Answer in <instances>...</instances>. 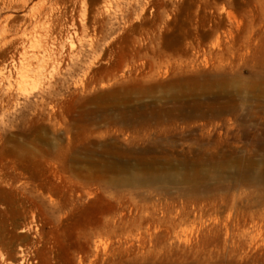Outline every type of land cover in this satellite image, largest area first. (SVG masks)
<instances>
[{
	"label": "rangeland",
	"instance_id": "374dc122",
	"mask_svg": "<svg viewBox=\"0 0 264 264\" xmlns=\"http://www.w3.org/2000/svg\"><path fill=\"white\" fill-rule=\"evenodd\" d=\"M75 17L101 29L84 28L74 54L68 35L50 32L39 76L0 75V264H264V184L237 183L234 166L200 180L217 207L189 205L182 224L186 197L121 181L160 172L165 153L192 173L185 159L204 121L264 168V0H86ZM229 98L243 101L235 113L188 120ZM158 120L178 128L162 136L174 147L143 134L160 132Z\"/></svg>",
	"mask_w": 264,
	"mask_h": 264
},
{
	"label": "bare ground",
	"instance_id": "6f19581e",
	"mask_svg": "<svg viewBox=\"0 0 264 264\" xmlns=\"http://www.w3.org/2000/svg\"><path fill=\"white\" fill-rule=\"evenodd\" d=\"M30 3L31 0H0V55L7 56L6 59L3 60L2 67L0 69V75L6 79L24 76L37 77L43 72V70L48 65L49 59L47 49L45 48L44 39L48 37V34L50 32L60 35H68L70 40L69 51L71 54H74L77 48V42H80L82 40L81 35L84 31V28H86L82 25L80 26L77 23V19L75 17L77 8L81 5H86V0H54L49 6L43 3L41 7H38V3H35L32 6L30 5ZM104 3H107V1H104ZM5 11H14V13L15 11H20L21 15L18 16L19 14L16 15L13 13L3 15ZM86 29H91V31H93L94 33L99 32V29H101V25L98 22L97 27L94 26V28H92V26H88ZM90 47L91 52L96 51L94 41L91 43ZM10 89L11 88L9 87L8 91ZM216 104L214 107H209L210 111L208 114L203 111L200 112V114H196L195 111V115L194 111H191L189 113L190 115L187 114L188 120L196 118L206 120L210 116L222 118V116L225 114L235 113L237 111V108L241 107V104L243 105V101L237 102L234 98H229L224 102H218V105ZM203 110H205V108ZM158 123H161L160 125H162V130L160 132H157L158 130L155 129H150L144 131L143 134L151 135L154 132L156 134L158 133L156 136L158 137L157 142L162 149V143H165V145L167 146H169V144L173 146L175 142H172L171 139L169 141V139H166V137L172 138V132L176 131L178 128L176 126H167V123L162 120H158ZM183 126L184 125H182V127ZM200 126V137L193 138L192 144L190 143L191 145H189L191 148L187 153L191 154V157L189 159H185V161L192 166V173H178L173 168V160H175L176 157L164 152L165 154L160 156H162L163 165L167 166L159 168L160 172L150 174L145 178L140 177L138 174H133L129 178L121 180L122 183L129 185H133L136 183L141 185H158L163 190L171 191L173 189L174 191L176 190V193L180 197H186V204L184 205L183 210L176 213V217H178V219L181 221V224L182 221L186 220L185 218H189L191 214V212L189 211V205H191V208L197 210L199 209V211L207 208L208 205H211L210 208L214 209L217 207L218 201L216 199L211 197L202 198L199 196L200 192L202 191L201 186L198 184L200 180L212 181L214 179H217L220 181V179L227 177V171L231 169L232 166H234L235 171L233 175L237 178V183H240L246 187L252 186L251 188H253V186L255 185L259 186V184H264V168L263 165H261L262 167L260 166L258 162L259 160L255 159L256 153L251 152L250 150H247L245 148H243L241 151L236 150L238 148L235 145L236 143L234 144L231 141V138H229V135H227V133L225 132L222 123H217L214 128H211L212 125H209L208 122L204 121ZM163 132L164 134H162ZM138 134L140 133L138 132ZM164 135L170 136L162 137ZM175 135L177 134L175 133ZM159 146H157L158 149ZM195 146H198L197 153L193 150ZM234 147H236V149ZM162 149H160V151L163 152ZM262 158L264 161V157ZM142 161H144L142 163L146 165L145 170L154 169V161L148 162L144 159ZM182 161L184 162V160ZM201 166H212L214 168V171H212L211 169L203 170L201 169ZM130 168H132V166H130ZM224 173L226 177L225 175H223ZM223 189L224 185L220 184L214 187L205 186L203 190L210 192L221 191ZM226 195L227 194L224 193L221 194L220 201L223 204L227 203L228 198L226 197ZM236 199H234L233 203L230 205L233 209L238 203ZM248 212L249 211H247V213ZM180 223L176 224L175 222H173L172 227L177 228ZM23 231L24 230H20V232ZM199 231L203 232V230L200 229L198 230V232ZM211 232L212 229L207 230L208 234H210ZM24 259L26 262L31 263V260L27 257Z\"/></svg>",
	"mask_w": 264,
	"mask_h": 264
}]
</instances>
